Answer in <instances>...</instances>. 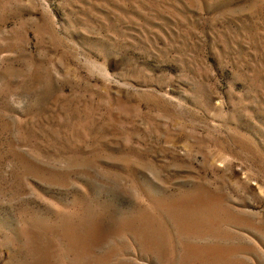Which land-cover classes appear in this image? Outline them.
<instances>
[{
    "label": "rangeland",
    "instance_id": "rangeland-1",
    "mask_svg": "<svg viewBox=\"0 0 264 264\" xmlns=\"http://www.w3.org/2000/svg\"><path fill=\"white\" fill-rule=\"evenodd\" d=\"M0 264H264V0H0Z\"/></svg>",
    "mask_w": 264,
    "mask_h": 264
}]
</instances>
